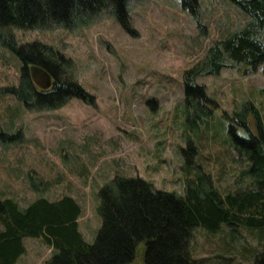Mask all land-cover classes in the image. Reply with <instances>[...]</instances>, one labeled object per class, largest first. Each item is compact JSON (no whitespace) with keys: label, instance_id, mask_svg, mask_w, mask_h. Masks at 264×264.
<instances>
[{"label":"rangeland","instance_id":"1","mask_svg":"<svg viewBox=\"0 0 264 264\" xmlns=\"http://www.w3.org/2000/svg\"><path fill=\"white\" fill-rule=\"evenodd\" d=\"M198 23L180 0H135L129 4L131 32L103 13L85 27L69 30H17L20 44L39 42L72 61L68 75L94 99H72L60 109L28 111L14 96L21 62L0 46V133L18 132L15 144L0 140V200L24 210L44 198H73L81 209L78 230L87 243L101 227L99 190L114 177L141 178L156 190L182 195L186 176L182 150L191 141L194 163L221 195L249 187L247 164L228 137L229 121L244 103L258 111L264 127V76L224 69L197 77L215 101L208 125L190 130L185 118L183 73L199 62L211 44L246 23L229 0H199ZM254 129V119L248 116ZM34 185V186H33ZM25 252L15 264H48L54 252L41 238L22 239ZM192 259L199 264H253L264 251V231L222 225L193 231ZM132 264H143L140 245Z\"/></svg>","mask_w":264,"mask_h":264},{"label":"trees","instance_id":"2","mask_svg":"<svg viewBox=\"0 0 264 264\" xmlns=\"http://www.w3.org/2000/svg\"><path fill=\"white\" fill-rule=\"evenodd\" d=\"M135 0H0V46L21 62L19 84L5 94L14 96L28 111L57 110L72 99L93 105L89 95L71 75L72 61L39 42L18 45L17 30H65L85 27L103 13L114 16L131 32L129 4ZM248 22L229 37L211 44L204 57L183 73L185 118L190 130L208 125L218 108L197 77L219 76L224 69L243 76H264V0H229ZM180 7L197 23L199 0H180ZM38 66L51 76V86L40 90L30 77ZM252 115L254 129L248 124ZM229 143L247 164L249 187L221 195L211 178L194 163L196 147L188 141L182 150L186 176L182 195L156 190L141 178L114 177L98 192L101 227L95 241L87 243L78 230L81 209L63 196L49 202L40 198L21 210L12 199L0 200V264H15L25 252L22 239L41 238L54 255L48 264H132L142 244L143 264H199L192 259L189 242L193 231H217L222 225L264 231V127L257 109L246 102L232 116L225 115ZM0 140L19 142L18 132L0 133ZM34 186V185H33ZM253 264H264V251Z\"/></svg>","mask_w":264,"mask_h":264},{"label":"water","instance_id":"3","mask_svg":"<svg viewBox=\"0 0 264 264\" xmlns=\"http://www.w3.org/2000/svg\"><path fill=\"white\" fill-rule=\"evenodd\" d=\"M30 77L40 90H47L51 86V76L43 68L38 66L30 67Z\"/></svg>","mask_w":264,"mask_h":264},{"label":"crops","instance_id":"4","mask_svg":"<svg viewBox=\"0 0 264 264\" xmlns=\"http://www.w3.org/2000/svg\"><path fill=\"white\" fill-rule=\"evenodd\" d=\"M248 20H249V19L246 17V23L248 22ZM246 23H245V24H246ZM245 24H244V25H245ZM244 25H243V26H244ZM243 26H242V27H243ZM242 27H241V28H242ZM241 28H239L238 30H240ZM238 30H237V31H238ZM78 220H79V219H78ZM77 222H78V221H77ZM79 232H80V231H79ZM80 233H81V232H80ZM81 235H82V234H81ZM82 237H83V239H84V236H83V235H82ZM84 240H85V239H84ZM48 247H49V246H48ZM49 248H50V247H49ZM50 250H51V248H50Z\"/></svg>","mask_w":264,"mask_h":264}]
</instances>
